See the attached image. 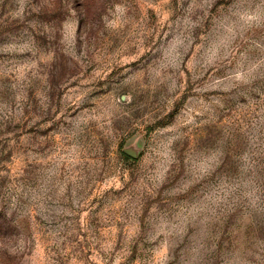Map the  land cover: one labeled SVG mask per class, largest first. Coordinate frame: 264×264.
Instances as JSON below:
<instances>
[{
    "label": "rangeland",
    "instance_id": "obj_1",
    "mask_svg": "<svg viewBox=\"0 0 264 264\" xmlns=\"http://www.w3.org/2000/svg\"><path fill=\"white\" fill-rule=\"evenodd\" d=\"M0 264H264V0H0Z\"/></svg>",
    "mask_w": 264,
    "mask_h": 264
}]
</instances>
